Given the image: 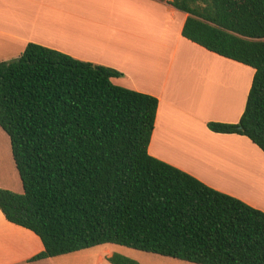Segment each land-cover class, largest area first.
I'll return each mask as SVG.
<instances>
[{
	"label": "trees",
	"instance_id": "16d2710c",
	"mask_svg": "<svg viewBox=\"0 0 264 264\" xmlns=\"http://www.w3.org/2000/svg\"><path fill=\"white\" fill-rule=\"evenodd\" d=\"M182 36L254 70L236 124L264 153V0H171ZM122 74L30 43L0 62V127L23 192L0 187V211L33 232L32 260L105 245L191 264H264V211L148 153L158 99L117 86ZM110 264H139L113 254Z\"/></svg>",
	"mask_w": 264,
	"mask_h": 264
},
{
	"label": "crops",
	"instance_id": "0c3cea01",
	"mask_svg": "<svg viewBox=\"0 0 264 264\" xmlns=\"http://www.w3.org/2000/svg\"><path fill=\"white\" fill-rule=\"evenodd\" d=\"M170 1L0 0V53L6 56L0 62L18 58L34 43L120 72L113 84L158 99L150 156L260 210L251 202L257 197L247 198L254 191L239 194L220 180L232 173L237 180L243 173L245 184L257 188L253 162L241 157L264 164V153L244 136L207 127L239 122L254 70L184 38L187 14ZM11 157L10 139L0 127V160L13 176ZM258 198L261 202V194ZM97 250V264L115 254L112 245ZM43 251L38 236L0 211V264H58V257L32 260Z\"/></svg>",
	"mask_w": 264,
	"mask_h": 264
},
{
	"label": "rangeland",
	"instance_id": "374dc122",
	"mask_svg": "<svg viewBox=\"0 0 264 264\" xmlns=\"http://www.w3.org/2000/svg\"><path fill=\"white\" fill-rule=\"evenodd\" d=\"M4 54L0 53V59L5 58ZM16 59V58H15ZM10 61V60H9ZM8 62V61H6ZM249 68V67H248ZM247 155V154H246ZM242 156V155H241ZM251 156V155H250ZM242 156L241 160H246V161H241V162H247V163H252L254 165L255 171L258 173L254 175L253 180L257 183V188L254 186H247L245 184V179L243 181V173L241 171V177L236 180L237 177H235L234 173H232V176L224 177L220 181L224 182L225 185L229 186L228 188L231 190H239L241 192H238L239 194H242V191L244 193H253L254 191V196H246L244 197H257L255 201L257 203H262V200L264 201V164H262V159L258 158H253V156ZM11 160L14 164L13 158L11 157ZM9 165L12 167V163L9 162ZM15 167V165H13ZM258 169L259 171H257ZM261 171V172H260ZM13 176H10V171L6 168V161H1L0 160V183L2 185H6L8 187V190L14 193L21 194L23 192L22 188V183L18 174L17 169L13 170ZM260 172V173H259ZM253 189V190H252ZM250 191V192H249ZM262 196L261 202L259 201L258 195ZM251 195V194H249ZM249 201H251L249 199ZM254 205L258 206L261 211L264 210V204L258 205L256 202H254V199L251 201ZM113 246V252L119 255H122L124 257H127L129 259L137 261L139 264H191L188 262L180 261L177 259H173L170 257H163L160 255L152 254V253H146L142 251H137L134 249L122 247L119 245H112ZM97 248L99 247H94L90 249H85L80 252L70 254V255H65L60 256L57 258V263L58 264H97V259L93 254L98 251ZM62 258V259H59ZM104 264H110L109 262H104Z\"/></svg>",
	"mask_w": 264,
	"mask_h": 264
}]
</instances>
